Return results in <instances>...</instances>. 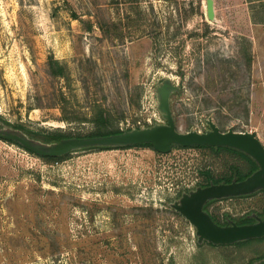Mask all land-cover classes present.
<instances>
[{"label": "rangeland", "instance_id": "rangeland-1", "mask_svg": "<svg viewBox=\"0 0 264 264\" xmlns=\"http://www.w3.org/2000/svg\"><path fill=\"white\" fill-rule=\"evenodd\" d=\"M0 0V128L87 134L60 120L59 98L101 104L122 130L162 122L156 87L171 79L176 129L255 132L264 145V0ZM53 57L67 78L49 72ZM20 130V129H18ZM22 131V130H21ZM44 141V140H43ZM244 161L230 153L148 147L81 150L47 163L0 138V264H248L264 238L198 246L170 204L179 192ZM209 211H264V193L217 200Z\"/></svg>", "mask_w": 264, "mask_h": 264}, {"label": "water", "instance_id": "water-1", "mask_svg": "<svg viewBox=\"0 0 264 264\" xmlns=\"http://www.w3.org/2000/svg\"><path fill=\"white\" fill-rule=\"evenodd\" d=\"M215 2L207 0V17L216 21ZM180 88L169 78L164 79L156 87L158 112L162 122L143 128L124 130L121 134L95 138H67L61 141L45 142L37 140L23 131L12 128H0V137L15 141L40 156L63 157L75 151L89 148H124L150 143L162 154H168L174 146L184 148L196 146L228 147L245 153L259 166V169L243 181L229 184H211L198 186L189 192H183L180 198L170 206L185 217L196 229L198 244L205 242L215 246L234 245L239 242L264 238V219L253 215L255 223L238 225L230 220L225 227L217 225L204 206L214 200L249 196L264 191V145L255 132H237L233 127L222 132L213 117L206 120L208 129L204 133L191 130L181 133L176 129L171 109V97L180 93ZM253 264H264V258Z\"/></svg>", "mask_w": 264, "mask_h": 264}, {"label": "trees", "instance_id": "trees-1", "mask_svg": "<svg viewBox=\"0 0 264 264\" xmlns=\"http://www.w3.org/2000/svg\"><path fill=\"white\" fill-rule=\"evenodd\" d=\"M49 72L50 74L55 77V78H67L68 79V70L67 67L63 64H61L58 60L55 58L51 57L49 59ZM70 101L68 97L65 94H61V97L59 98V105H60V110L62 112V117L60 120L65 121L67 123H91L93 125V129L91 132L87 134H76V135H71V134H64L60 131H41V132H35L34 135H37L45 142H53V141H61L63 139L67 138H95V137H101V136H109V135H115V134H121L124 130L118 127H113L111 126L112 120H111V115L109 112L101 105V104H93V106L90 109V113H83L80 110L73 108L70 106ZM138 128H140L138 126ZM16 129V128H15ZM17 129H20L22 131H28L25 126L21 125L17 127ZM131 130V129H128ZM1 138V137H0ZM3 139V138H2ZM4 141H7L12 144H16L17 146L23 148L27 152L34 154L38 156L39 158L43 159L47 163H57L61 162L63 160H66L70 154L63 156V157H49V156H40L36 154L35 152L31 151L28 148L23 147L19 143L15 141H11L8 139H3ZM133 147H148L156 151L153 147L152 144L150 143H144L140 145H135V146H129V147H124V148H89L85 150H112V149H128V148H133ZM173 149H197V150H208L212 155L218 156L221 153H230L233 155L238 156L241 160L244 161V166L240 167L238 165H230V173L226 174L220 178H215L213 175V171L208 168L209 166H203L202 171L200 172V175L204 177V182L199 183V186L201 187H207L209 185L213 184H229L232 183L233 181H243L247 179L249 176H251L254 172H256L259 169V166L257 163L248 155H246L243 152H240L238 150L228 148V147H212V146H196V147H188L184 148L181 146H174ZM158 154H162L158 151H156ZM187 190H183L179 192V195L181 196L183 192ZM264 193V191H258ZM257 193V192H256ZM254 193V194H256ZM249 195V196H253ZM249 196H241L237 198H243V197H249ZM217 200L212 201L211 203L216 202ZM210 203V204H211ZM206 209H209V205L206 207ZM255 215V214H254ZM257 215H262L264 216V211L257 214ZM228 217H227V225L228 223ZM233 221L236 222L238 225H246V224H252L256 222V219L254 218L253 214H247L244 216H241L239 218H233ZM249 241H244V242H239L234 245L230 246H238V245H243L247 244ZM213 246V244H211ZM215 246V245H214ZM226 245H220L217 247H222ZM228 246V245H227ZM264 258V257H262ZM259 258L258 260L262 259ZM257 260V261H258ZM256 262L255 260H251L248 264H253Z\"/></svg>", "mask_w": 264, "mask_h": 264}, {"label": "flooded vegetation", "instance_id": "flooded-vegetation-1", "mask_svg": "<svg viewBox=\"0 0 264 264\" xmlns=\"http://www.w3.org/2000/svg\"><path fill=\"white\" fill-rule=\"evenodd\" d=\"M189 192V191H188ZM212 202V201H211ZM211 202H209V203H207L205 206H204V210L206 211V212H208L210 215H211V218H212V220L217 224V225H219V226H222V227H225V226H227V214H225L223 217H222V219H220V218H218V216L217 215H215V214H213L212 212H210L209 211V209L207 210L206 209V207L209 205V207L213 204V203H211ZM211 203V204H210ZM215 203V202H214ZM254 215V214H253ZM256 216H258V217H260V218H262V219H264V216H262V215H256ZM229 221H230V219H228V223H229ZM255 223V222H254ZM197 244H198V242H197ZM204 245H208V246H210V247H217V246H212L211 245V243H207V242H205V243H203V244H198V246H204Z\"/></svg>", "mask_w": 264, "mask_h": 264}]
</instances>
